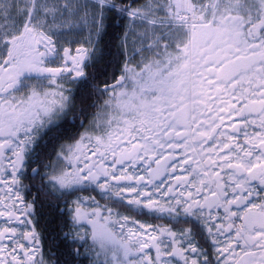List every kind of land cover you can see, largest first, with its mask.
<instances>
[{
	"label": "snow or ice",
	"instance_id": "1",
	"mask_svg": "<svg viewBox=\"0 0 264 264\" xmlns=\"http://www.w3.org/2000/svg\"><path fill=\"white\" fill-rule=\"evenodd\" d=\"M0 221V264H264V0H0Z\"/></svg>",
	"mask_w": 264,
	"mask_h": 264
},
{
	"label": "flooded vegetation",
	"instance_id": "2",
	"mask_svg": "<svg viewBox=\"0 0 264 264\" xmlns=\"http://www.w3.org/2000/svg\"><path fill=\"white\" fill-rule=\"evenodd\" d=\"M112 26L114 27V33L116 35L119 34L120 31H122L121 27L116 25L115 23L110 24L109 31L112 29ZM111 37H112V34L109 35V38H111ZM102 47H103V45H102ZM107 51H108V49H105V52H107ZM49 148H51V145H49ZM37 211L39 212V215L37 216V219L39 221L38 230L42 232L45 251H47L49 246H50V241H51L53 235L58 231L57 225L60 224V219L58 218L55 211L52 208H50L47 204L43 208H38ZM125 214H127V213H125ZM141 219H146V218L142 217ZM0 222H2V221H0ZM49 222L50 223L55 222V226L54 227L48 226L47 224ZM149 222H152V221H149ZM237 223H239V221H237ZM237 251H239V249H237Z\"/></svg>",
	"mask_w": 264,
	"mask_h": 264
},
{
	"label": "trees",
	"instance_id": "3",
	"mask_svg": "<svg viewBox=\"0 0 264 264\" xmlns=\"http://www.w3.org/2000/svg\"><path fill=\"white\" fill-rule=\"evenodd\" d=\"M114 23V22H113ZM108 35L104 38V44H103V47H105V49H108L109 50V48L112 46V45H114V43H115V40H114V36L116 35L115 33H114V27L112 26V29L109 31L108 30ZM110 34H112V37L111 38H109V35ZM56 218V217H55ZM57 219V218H56ZM48 226H50V227H54L55 226V222H49L48 224H47Z\"/></svg>",
	"mask_w": 264,
	"mask_h": 264
}]
</instances>
